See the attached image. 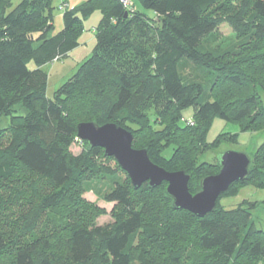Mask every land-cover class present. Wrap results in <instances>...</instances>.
I'll return each instance as SVG.
<instances>
[{
    "label": "trees",
    "instance_id": "16d2710c",
    "mask_svg": "<svg viewBox=\"0 0 264 264\" xmlns=\"http://www.w3.org/2000/svg\"><path fill=\"white\" fill-rule=\"evenodd\" d=\"M11 2L0 0V120L10 118L0 129V264H264L254 208L221 205L249 183L264 189V143L250 156L249 178L204 218L175 210L166 183L135 190L103 149L83 142L80 155L71 151L79 124H116L154 164L186 172L190 192L198 193L220 171L217 158L202 161L220 143L207 141L214 120L241 134L264 131V0H131L132 10L89 0L82 19L62 9L64 29L55 36L49 1L23 0L8 13ZM97 5L104 18L91 57L49 98L44 67L79 47L82 20ZM222 24L237 42L207 47ZM185 61L210 73L207 86L185 81ZM17 108L26 114L15 115ZM191 108L192 120L182 125ZM225 135L238 143L239 134ZM97 180L111 183L105 199L116 205L114 223L102 227L97 219L106 211L83 198Z\"/></svg>",
    "mask_w": 264,
    "mask_h": 264
},
{
    "label": "rangeland",
    "instance_id": "374dc122",
    "mask_svg": "<svg viewBox=\"0 0 264 264\" xmlns=\"http://www.w3.org/2000/svg\"><path fill=\"white\" fill-rule=\"evenodd\" d=\"M23 0H12L11 6L8 10V13L17 9L20 3ZM33 4H40L49 1L51 5V14H52V25L53 28L50 31V36H55L58 33H61L64 29L63 14L64 10L68 11L74 10L77 12L80 17V9L89 1V0H30ZM101 5H97L95 12L87 19L82 20V29L83 32L78 36L79 37V47L75 50L70 57L59 60V63L49 64L44 67V69L50 74L51 80L49 82V87L47 91V96L53 98V95L57 89H59L64 83L71 79L78 71L81 63L89 59L93 53L95 47L94 44H89L86 39L90 36H93L96 29L99 27L100 23L103 21V13L100 8ZM137 8L144 11L140 6L136 4ZM149 13V12H146ZM151 14V13H149ZM82 19V17H80ZM94 32V33H93ZM237 42L236 34L233 29L227 25L222 24L219 30L209 38L204 41V44L207 47L212 48H228L234 45ZM66 62L67 66L70 68L61 69V65ZM78 63V64H76ZM29 69L35 70L36 65L33 62L29 63ZM63 71V72H62ZM67 74L65 76H61ZM181 74L187 82H200L204 86H207L211 80L210 73H207L200 66L193 64L190 61H185L181 67ZM23 108H17V113L15 115H25ZM194 115L193 108L186 110L183 115L182 125L186 121L192 120ZM10 124V118H3L0 120V129L7 128ZM225 134H239V141L235 143L231 141V137H227ZM224 135L223 137H221ZM220 138V143L214 154H208L202 158V161L216 163L215 158L227 151L233 152H242L249 156H254L255 152L261 147L264 143V131L253 133L248 132L246 134H241L240 129L237 125L229 124L221 120H214L212 127L207 136V141L213 143L217 138ZM81 142L78 138L75 140L71 147V151L75 155H80L84 150V143ZM173 153V149L169 148L165 151L164 156L170 158ZM98 164L103 165L104 162L101 159H98ZM109 165L114 168L115 162L110 161ZM122 180L125 176L120 172ZM111 183L108 180L104 181H95L90 185V190L86 192L83 196L87 203L95 205L96 207L103 209L107 214L103 215L101 218L97 219V226H107L114 223V218L112 213L115 208V204L109 203L105 199V194L110 190ZM264 201V189H257L253 184L249 183L245 186H242L238 190V195H232L225 197L221 200V205L226 210H233L242 205L244 207H253V220L256 227L259 230L264 231V206L262 202Z\"/></svg>",
    "mask_w": 264,
    "mask_h": 264
},
{
    "label": "water",
    "instance_id": "95a60500",
    "mask_svg": "<svg viewBox=\"0 0 264 264\" xmlns=\"http://www.w3.org/2000/svg\"><path fill=\"white\" fill-rule=\"evenodd\" d=\"M77 132L81 142L91 149L101 148L107 158H114L130 178L135 190L145 184L150 189H156L166 183V193L172 199L174 209L189 212L198 218L214 213L219 198L228 194L234 183L244 182L250 176V156L227 151L217 157L219 173L204 178L201 190L192 194L189 189L190 176L184 171L169 172L154 164L146 149L133 147L132 132L116 124L99 126L94 122L79 124Z\"/></svg>",
    "mask_w": 264,
    "mask_h": 264
},
{
    "label": "crops",
    "instance_id": "0c3cea01",
    "mask_svg": "<svg viewBox=\"0 0 264 264\" xmlns=\"http://www.w3.org/2000/svg\"><path fill=\"white\" fill-rule=\"evenodd\" d=\"M95 32V31H94ZM93 32V33H94ZM87 41H85V42H89V44H94V45H96V37H95V33L93 34V36L90 38V36L86 39ZM95 48V47H94ZM94 50V49H93ZM75 51H77V50H75ZM75 51H73V52H71L69 55H68V57H70V55L72 54V53H74ZM67 57V58H68ZM66 59V58H65ZM60 61L59 60H57V61H55V62H53L52 64L54 65V64H56V63H59ZM85 62V61H84ZM83 62V63H84ZM76 64H78V63H76ZM82 64V63H81ZM62 67H61V69H65V70H67L66 68H70V66H67L66 65V62H64L62 65H61ZM63 72V71H62ZM67 74H70V73H66L65 72V74L64 75H61V76H65V75H67ZM50 80H51V76H50V74H49V82H50Z\"/></svg>",
    "mask_w": 264,
    "mask_h": 264
},
{
    "label": "built area",
    "instance_id": "2783aa9c",
    "mask_svg": "<svg viewBox=\"0 0 264 264\" xmlns=\"http://www.w3.org/2000/svg\"><path fill=\"white\" fill-rule=\"evenodd\" d=\"M120 2L127 10H132L133 9V3L131 0H117Z\"/></svg>",
    "mask_w": 264,
    "mask_h": 264
}]
</instances>
